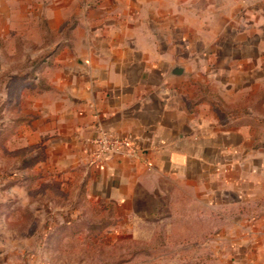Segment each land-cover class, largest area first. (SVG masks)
Masks as SVG:
<instances>
[{
  "label": "crops",
  "instance_id": "0c3cea01",
  "mask_svg": "<svg viewBox=\"0 0 264 264\" xmlns=\"http://www.w3.org/2000/svg\"><path fill=\"white\" fill-rule=\"evenodd\" d=\"M1 17L9 32L38 24L55 49L29 133L39 170L104 211L99 233L157 239L210 211L221 227L194 239L264 264V0H0ZM96 125L133 137L137 155L88 164ZM8 255L0 264H16Z\"/></svg>",
  "mask_w": 264,
  "mask_h": 264
},
{
  "label": "rangeland",
  "instance_id": "374dc122",
  "mask_svg": "<svg viewBox=\"0 0 264 264\" xmlns=\"http://www.w3.org/2000/svg\"><path fill=\"white\" fill-rule=\"evenodd\" d=\"M0 20V250L8 259L16 264L31 259L46 264H243L230 254L228 240L194 239L200 233L210 237L221 227L210 211L203 219L193 213L191 224H163L157 239H130L127 228L98 232L104 211L86 206L78 183L61 190L52 173L39 170L43 144L34 130L29 133L39 117L41 95L50 89L47 74L55 64L46 57L55 49L40 47L38 24L32 31L9 32L7 18ZM140 228V235H152L154 227ZM187 231L192 239L179 238ZM120 236L128 238L113 240Z\"/></svg>",
  "mask_w": 264,
  "mask_h": 264
},
{
  "label": "built area",
  "instance_id": "2783aa9c",
  "mask_svg": "<svg viewBox=\"0 0 264 264\" xmlns=\"http://www.w3.org/2000/svg\"><path fill=\"white\" fill-rule=\"evenodd\" d=\"M87 162L96 164L110 155L134 157L137 155L135 139L131 136L117 135L96 125L94 132L87 137Z\"/></svg>",
  "mask_w": 264,
  "mask_h": 264
},
{
  "label": "trees",
  "instance_id": "16d2710c",
  "mask_svg": "<svg viewBox=\"0 0 264 264\" xmlns=\"http://www.w3.org/2000/svg\"><path fill=\"white\" fill-rule=\"evenodd\" d=\"M103 226H105V225L103 224Z\"/></svg>",
  "mask_w": 264,
  "mask_h": 264
}]
</instances>
